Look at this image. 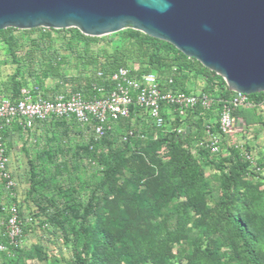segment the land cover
Wrapping results in <instances>:
<instances>
[{
  "label": "trees",
  "instance_id": "1",
  "mask_svg": "<svg viewBox=\"0 0 264 264\" xmlns=\"http://www.w3.org/2000/svg\"><path fill=\"white\" fill-rule=\"evenodd\" d=\"M15 32L21 34L40 32L41 35L31 39L22 35L16 36ZM51 33H65L68 37L64 45L54 47L55 39L52 38ZM117 36L122 41L123 49L107 54L105 51L107 44ZM100 43L103 45L96 53H101L96 55L94 50ZM0 45L5 48L4 64L13 68L7 80L0 84V95L11 100H16L22 86L28 83L39 87L44 97L59 93L65 85H68L73 92H79L85 99L98 98L97 89L103 87L107 91L109 83L97 78V73H101L106 78L119 68L131 69L137 65L139 69L134 73L135 75H156L163 90L194 94L187 88V84L191 80H200L202 86L199 92L213 101L208 111L197 107L187 113L185 123L188 129L185 134L169 132L163 135L160 134L161 130L151 126L153 133L159 134V137L156 140L151 137L144 147L132 152V157L137 162L152 155L147 171L144 175L136 177V185L130 189L133 197L140 200L145 211L159 217L168 211L165 195L175 193L176 197L183 198L196 212L197 217L193 223L195 227L191 229L185 226L189 218L182 219L177 214H172L167 221L149 224L143 231L133 229L128 224L126 215H123L125 221L122 220L121 223L119 219L111 216V201L107 193L114 195L112 191L114 187L102 183L93 194L94 199H90L82 222L76 224L73 230L70 220L76 218V215L62 200L45 206L44 186L36 171V160H30V154L23 149L28 159L29 183L24 202L32 204L38 214L37 218L42 219L38 221L39 228L48 226L50 234L62 240L65 246H71L68 259L70 264H174L171 262L174 258L171 250L173 246L183 244L189 245L192 250L186 257L185 264H261L257 257L261 235L254 233L235 213L238 199L234 194V180L215 167L222 176L221 192H205L199 186L202 176L200 160L208 157L209 149L208 152L192 151L190 128L197 127L199 132L204 134L206 127L202 128L200 121L191 122L190 113L193 116L206 117L216 112L218 119L219 110L235 95L227 89L220 77L193 59L185 57L171 45L131 29L101 38L83 36L76 29L29 31L5 29L0 31ZM63 52L76 58V75L68 76L65 73L63 67L66 65L67 57ZM39 73H43L42 79L38 78ZM46 80H54L58 83L49 89H44ZM247 100L254 105L253 108H247L248 110L258 109L260 105L264 106V92L247 96ZM241 109L243 108L235 111L237 118ZM141 112L140 109L131 106L129 118L120 121L113 132L102 141H107V138L115 135L117 130L130 127L134 117L138 118ZM242 114L245 116L243 112ZM50 122L62 125L75 124L74 121L65 119ZM50 122H44L43 127ZM207 127L213 133L211 127ZM215 128L218 132L217 123ZM127 132L119 137L121 145L125 147L134 136L133 131H131L132 136H128ZM21 133V128L16 123L4 130L3 140L7 147H10V144L6 139L13 134L20 136ZM124 135L127 138L126 142L120 140ZM92 143L93 141L90 142ZM162 147L167 151L166 163L156 157L157 150ZM123 149L119 148L111 158L113 172L123 168L127 163ZM229 151L239 162L238 153L233 149ZM239 166L244 171L242 165ZM250 174L255 176L253 173ZM146 177L154 178L157 183L155 190L148 182H142ZM258 178L264 180V176ZM0 190L2 191L1 187ZM210 204H213V207H210ZM0 215H4L6 219L1 209ZM32 231V227L23 223L21 237ZM71 232L74 233L78 247L70 244L68 235ZM0 244L5 246L12 257H16L19 253L18 247L9 244L5 233L0 238ZM34 246L36 245L30 248Z\"/></svg>",
  "mask_w": 264,
  "mask_h": 264
},
{
  "label": "rangeland",
  "instance_id": "2",
  "mask_svg": "<svg viewBox=\"0 0 264 264\" xmlns=\"http://www.w3.org/2000/svg\"><path fill=\"white\" fill-rule=\"evenodd\" d=\"M15 35L34 39L41 33L21 34V32H15ZM50 35L55 39L54 47L63 46L68 37L65 33H51ZM102 45L103 43H100L96 46L94 52H98ZM123 47L122 41L117 36L107 44L105 51L107 54H112L115 51H120ZM100 53H96V55H100ZM63 55L67 57L66 65L63 67L65 73L68 76L76 75V58L67 52H63ZM4 60L5 48L0 45V84L4 83L13 72V68L4 64ZM38 78L42 79L43 73H39ZM201 86L200 80H191L187 84V88L193 93H198ZM1 87L3 86L1 85ZM243 109L238 113L239 117L229 135L219 138L217 151L209 149L207 145L209 137L205 132L204 134L200 133L197 127L190 128L191 145L192 151L197 153L208 152L207 149H209L208 157L200 160L202 176L199 186L203 191L221 192L222 176L220 171L234 180V194L238 199L235 213L249 225L254 233L261 235L257 257L260 263L264 264V180L258 178L264 176V108ZM164 114L165 125L160 134L165 135L174 132L175 129L187 131L186 119L179 120L171 111H165ZM190 116L191 122L200 121L202 128L209 126L213 130V134L218 133L215 128L216 112L206 117L193 116L192 113ZM176 124L177 126H174ZM129 129L134 132V136L125 147L121 145L119 137ZM151 137L156 140L159 134L153 133L144 112L139 113L138 118L134 117L130 127L117 130L115 135L107 138V141H102V139L94 141L90 132H86L78 125L50 122L44 127L43 125L35 127L25 135H13L6 139V142L11 145L9 168L12 171V168L15 167L18 171L27 173L28 159L23 151L26 149L30 154L29 159L36 160V171L44 186L45 206L62 200L76 215V218L70 220L73 230L76 228V224L82 222L90 199H94L93 194L102 183L111 184L114 187L112 190L114 195L107 193L111 201V216L119 219L121 223L122 220L125 221L123 215H126L128 224L133 229L143 231L147 225L167 221L172 214H177L182 219L189 218L185 226L191 229L195 227L193 223L197 217L196 212L183 198L176 197L175 193L165 195L168 211L155 217L145 211L140 200L133 197L130 192V189L136 185V177L145 174L152 160L151 155L144 158L143 161L137 162L132 157V152L137 148L144 147L146 141ZM91 141H93L92 144H90ZM119 148L123 149L127 163L123 168L113 172L111 158ZM229 149L238 153L239 162L236 161ZM166 153L165 147H162L157 150L156 157L166 163L168 161ZM239 164L242 165L244 171ZM215 167H218L220 171H217ZM144 181L148 182L154 190L157 188L153 177H146L142 180V182ZM2 205L3 192L0 190V206ZM209 206L213 207V204ZM18 214L20 224L29 225L33 231L20 238L19 253L16 256L18 258L12 257L6 249L0 251V264H70L68 259L71 246H65L62 240L50 234L48 226L43 229L38 227V221H42V219L37 218L38 214L32 204H20ZM71 225L70 227H72ZM4 233H6L5 216L0 215V238ZM68 239L73 247L78 244L74 233L71 232ZM32 245L36 246L30 248ZM190 248L185 244L173 246L171 253L174 258L171 259V262L185 264L186 257L192 251ZM222 249L224 250V248Z\"/></svg>",
  "mask_w": 264,
  "mask_h": 264
},
{
  "label": "water",
  "instance_id": "3",
  "mask_svg": "<svg viewBox=\"0 0 264 264\" xmlns=\"http://www.w3.org/2000/svg\"><path fill=\"white\" fill-rule=\"evenodd\" d=\"M126 29L165 42L234 94L264 92V0H0V31Z\"/></svg>",
  "mask_w": 264,
  "mask_h": 264
},
{
  "label": "built area",
  "instance_id": "4",
  "mask_svg": "<svg viewBox=\"0 0 264 264\" xmlns=\"http://www.w3.org/2000/svg\"><path fill=\"white\" fill-rule=\"evenodd\" d=\"M138 69L137 65L131 69L119 68L106 78L97 73V78L108 82L109 87L107 91L103 87L98 88L99 97L93 99H85L79 92H73L68 85H65L61 92L44 97L40 88L33 83L22 86L16 100L0 95V187L3 192V205L0 209L6 214L5 235L10 245L19 247L22 225L18 218V207L25 203V193L29 187L28 170L26 174L18 170H15V173L9 168L11 162L3 140V131L9 129L12 124H18L21 135H25L44 122L56 119L72 120L86 132H90L94 141H98L113 132L120 121L129 118L131 106L144 112L150 125L161 131L165 125V111H171L179 120H184L187 113L197 107L203 111L212 107L213 101L208 96L200 92L185 94L163 90L156 75L137 76L134 73H137ZM56 83L58 82L54 80H46L44 89H49ZM253 107L247 96L241 94H235L229 102L224 103L218 112V133L213 134L208 127L205 130L209 137V149L217 151L219 138L229 135L237 120L235 111L238 108ZM259 107L264 108L263 105ZM174 132L185 134L186 131L175 129ZM127 135L132 136V132H127ZM120 140L126 142V135ZM5 249V246L0 244V251Z\"/></svg>",
  "mask_w": 264,
  "mask_h": 264
},
{
  "label": "crops",
  "instance_id": "5",
  "mask_svg": "<svg viewBox=\"0 0 264 264\" xmlns=\"http://www.w3.org/2000/svg\"><path fill=\"white\" fill-rule=\"evenodd\" d=\"M6 146H7V145H6ZM10 146H11V145H10ZM10 149H11L10 147H7L8 153H10V151H11ZM9 156H10V155H9ZM10 164H11V163H10ZM12 170L15 172V170H17V168L14 167V168H12ZM15 173H16V172H15ZM20 173H21V172H20Z\"/></svg>",
  "mask_w": 264,
  "mask_h": 264
}]
</instances>
